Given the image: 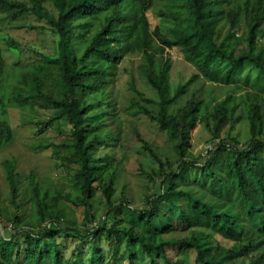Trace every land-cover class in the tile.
I'll use <instances>...</instances> for the list:
<instances>
[{
  "label": "trees",
  "instance_id": "16d2710c",
  "mask_svg": "<svg viewBox=\"0 0 264 264\" xmlns=\"http://www.w3.org/2000/svg\"><path fill=\"white\" fill-rule=\"evenodd\" d=\"M51 1L56 13L49 12L42 0H0V15L17 18L32 13L44 19L57 36V56H42L41 60L58 74L60 89V95L54 97L45 90L41 72L31 70H22L9 80L0 47V151L13 140L11 108L30 111L36 106L53 107L55 117L64 118L71 125L72 141L53 148L62 163L76 165L70 179L72 191L66 199L75 206H84L88 221H92L95 216L90 211L91 201L99 191L108 205L104 218L114 222L107 225L102 221L79 231L67 203H62L63 194L45 186L35 170L30 171L27 185H22L19 193L15 164L5 161L10 196L21 195V203L29 202L33 212L25 220L18 212L22 205L15 203L12 216L7 218L10 229L0 218V264H187L184 257L169 256V246L177 247L176 257L193 251V264H264L261 95H246V143L238 146L234 137L220 139L206 158L192 153V132L203 124L217 139L220 127L232 112L231 96L218 102L192 98L177 112L169 110L200 76L228 83L241 75L251 87L264 86V41L259 44L258 38L264 23V0H244L236 8L234 0ZM157 1L166 4V9L158 14L173 22L167 32L157 26L150 28L146 13ZM225 3L227 8H223ZM240 12L244 13L248 31L245 46L237 49L239 38L233 29ZM223 19H229L230 26L218 40L216 27ZM172 47H178L185 61L197 71L173 93L172 60L166 50ZM134 51L142 53L140 71L155 91L158 111L153 116L146 106L134 100L137 108L133 113L153 120L174 141L177 155L176 162L164 164L141 140L158 162L159 169L153 173L165 172L158 189L146 197L144 208L132 206L125 195L121 202L113 204L118 165L108 153L99 154L117 139L116 134L105 129L114 108L110 87L118 63ZM131 87L138 100L154 102L134 84ZM49 119L44 125L53 117ZM189 229L208 232L164 238L171 232ZM212 234L232 245L217 252ZM73 235L78 237V243L70 254L62 241ZM99 240L110 244V255L104 253Z\"/></svg>",
  "mask_w": 264,
  "mask_h": 264
},
{
  "label": "rangeland",
  "instance_id": "374dc122",
  "mask_svg": "<svg viewBox=\"0 0 264 264\" xmlns=\"http://www.w3.org/2000/svg\"><path fill=\"white\" fill-rule=\"evenodd\" d=\"M244 0H234L235 7L242 6ZM42 5L52 13H56L51 0H42ZM227 8V4L223 5ZM233 8V7H232ZM166 4L157 1L147 11V18L150 28L159 27L162 32H167L173 22L160 16L159 10H165ZM232 11H236L235 9ZM229 19H223L216 27L218 40L229 30ZM248 31L247 21L244 13L240 12L235 20L233 32L239 38L236 43L237 49L245 46V36ZM259 44L264 41V23L258 32ZM0 47L3 59L6 64V77L9 80L15 79L22 70L41 72L45 90L54 97L60 95L59 76L42 62V56H57V36L52 32L50 26L44 19L38 18L32 13H25L17 18H7L0 15ZM169 58L172 60L170 69L171 92L188 81L191 76L197 73L196 69L183 58L182 52L178 47L166 49ZM143 62L142 53L138 51L130 52L125 55L118 63L115 74L112 78L110 87L111 100L114 103L112 114L108 119L105 129L116 134L117 139L111 141L110 146L104 147L99 154L108 153L113 161L118 165V179L115 185L114 203L121 202V196L125 195L130 204L137 208H144L147 205L146 197L158 189L164 171H159L156 175L154 170L159 169L158 162L153 159L151 153L144 146V140L150 150L154 152L165 164L176 162L177 155L174 150V141L168 138L165 132L160 131L153 120L143 114H134L139 102L146 106L153 116L157 115L158 105L156 94L152 87L146 82L140 68ZM44 65V70L40 71V66ZM244 72V70H242ZM131 84L143 93L144 96L154 100L152 103H145L136 98ZM252 92L258 93L262 97V108L264 113V86H249L242 80L241 75H236L230 82L210 81L203 77H198L180 95L173 105L170 112H177L184 106L187 100L192 98H206L207 101L215 100L218 102L226 96H231L229 104L232 112L228 119L222 124L218 138L213 139L211 131L203 124H198L192 132L191 151L194 155L206 158L211 145L220 139L234 137L238 141V146L244 145L249 138V126L244 111L246 95ZM236 106V107H235ZM56 110L49 107H34L28 111L18 108H11L10 120L13 130V140L0 151V218L1 222L12 228L7 218L12 216L15 203L22 205L19 214L28 220L33 210L29 202L21 203V195L10 196V186L7 172L4 167L5 161H13L17 174L19 193H22L23 186L27 185V178L31 170H35L39 180L50 188L51 191H59L62 196V203H67L71 214L77 222V229L82 231L85 227L94 226L105 221L107 225L114 222L112 218H104V213L108 205L103 200L98 191L91 201V213L95 216L94 220L88 221L85 207L75 206L66 199L68 193L72 191L70 179L76 171V165H66L53 153L55 144L70 143L72 141L71 125L64 118H56ZM93 116L94 112H90ZM52 118V121L47 125ZM87 121V120H86ZM167 167V165H166ZM165 167V168H166ZM169 169H167L168 171ZM150 174L151 178L145 174ZM153 179V180H151ZM17 212V211H16ZM120 218V214H116ZM3 230L4 227H1ZM197 231L204 234L207 230L189 229L186 231H175L164 235L166 239H179L192 236ZM213 235V242L216 251L228 248L232 245L231 241L217 235ZM66 238V236H62ZM100 241V240H99ZM63 244L67 252L71 254L78 243V237H67ZM104 253L110 255V244L107 241H100ZM87 246L86 244L83 245ZM122 250V243L119 245ZM176 246H169L168 255L174 258L184 257L187 264H193V251H186L177 257ZM88 254V252H86Z\"/></svg>",
  "mask_w": 264,
  "mask_h": 264
},
{
  "label": "built area",
  "instance_id": "2783aa9c",
  "mask_svg": "<svg viewBox=\"0 0 264 264\" xmlns=\"http://www.w3.org/2000/svg\"><path fill=\"white\" fill-rule=\"evenodd\" d=\"M209 148L211 149V148H212V146L210 145V146H209Z\"/></svg>",
  "mask_w": 264,
  "mask_h": 264
}]
</instances>
